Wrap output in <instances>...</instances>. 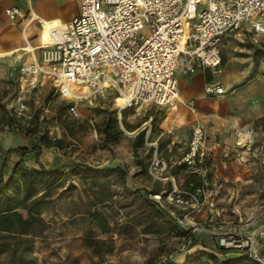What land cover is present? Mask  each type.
<instances>
[{"label": "rangeland", "instance_id": "1", "mask_svg": "<svg viewBox=\"0 0 264 264\" xmlns=\"http://www.w3.org/2000/svg\"><path fill=\"white\" fill-rule=\"evenodd\" d=\"M35 6L45 16L66 17L77 9L74 0H35ZM221 57L222 69L235 77L226 96L235 94L238 87L254 85L258 89L257 103L263 105L264 34L256 36L246 29L229 33L223 38ZM15 86L8 80L0 81V142L5 136L22 137L31 149L14 161L10 155L17 152L7 154L1 142L0 161L6 163L4 177L7 179L17 165L39 170L42 164L46 170L58 172L55 177H42L33 187L40 193L28 203L32 204L35 198H42V203L35 209L40 212V218L31 229L21 233L16 225L14 232H0V264H170L185 259V264L218 262L208 255L187 259L188 254L202 248L199 244L206 248L201 236L207 232L191 233L192 242H187L186 228L171 213L174 206L161 204L157 194L151 193L157 187H166L167 181L163 183L149 174V162L146 170L138 164V160H146V148L134 149L133 136L137 134L125 129L122 112L111 99H65L49 80L43 90L26 96L25 108L20 109ZM233 96L235 99L238 94ZM72 104L77 107V113L69 111ZM158 108L154 105H144L139 110L132 108L136 116L129 120L139 122L146 113H160ZM112 115L125 130L117 143L107 141L101 131ZM258 126L263 133L264 116L253 124L255 132ZM262 138L255 136L252 147L261 146ZM263 161L264 157L258 156L257 162ZM109 168L123 170L125 174L119 177ZM26 188L25 185L12 187L9 200L22 201ZM261 199L251 215L256 221L264 216L260 213L264 209ZM156 201L157 204L153 203ZM19 211L27 216L23 207ZM240 211L238 206L237 214ZM229 219L226 224L215 217L213 230L231 227L248 234L235 213L230 211ZM211 248L208 245L206 249L218 259L223 257Z\"/></svg>", "mask_w": 264, "mask_h": 264}, {"label": "built area", "instance_id": "2", "mask_svg": "<svg viewBox=\"0 0 264 264\" xmlns=\"http://www.w3.org/2000/svg\"><path fill=\"white\" fill-rule=\"evenodd\" d=\"M79 6L80 13L52 30V42L41 45L39 57L21 64L18 74L30 89L41 84L40 78H48L65 99H111L120 112L128 107L139 110L144 105L173 106L180 100L179 75L195 73L199 68L220 73L221 44L226 34L244 26L256 36L264 34V0H79ZM29 7L25 12L13 6L6 13L26 23L41 22ZM204 90L209 96L226 95L223 85L214 80L207 82ZM117 99L123 100L122 106L116 105ZM17 101L24 109L22 95ZM69 111L77 113V107L72 104ZM253 135L251 126L237 130L235 145L224 152V157L243 159L251 150ZM173 144L167 146L169 153ZM185 148L176 162L197 174L201 186L183 188L174 177H166V162L155 153L149 161V174L172 183L163 199L155 195L157 200L174 206L171 213L186 228L187 242H192L191 233L204 231L221 246L245 249L264 264L260 247L264 228L248 234L231 227L213 230L219 202L217 185L205 165L209 155L203 126L193 127ZM170 157L174 159V155ZM237 207H232L235 214ZM203 213L205 220H197Z\"/></svg>", "mask_w": 264, "mask_h": 264}, {"label": "crops", "instance_id": "3", "mask_svg": "<svg viewBox=\"0 0 264 264\" xmlns=\"http://www.w3.org/2000/svg\"><path fill=\"white\" fill-rule=\"evenodd\" d=\"M74 1L77 4L76 11L69 16L62 17L60 15L45 16L40 13L35 6V0H0V81L8 80L10 85H16L15 88L18 92L16 99L20 95L26 98L33 92L43 90L45 82L50 80L40 78L41 84L36 89H30L26 85L27 80L18 74L21 64L31 62L34 58L39 57L40 47L43 45L40 33L44 31L45 27L43 23L41 25L40 21L26 23L18 18L14 19L6 13L7 8L15 6L27 12L31 6L38 16L45 20H61L68 23L80 13L79 0ZM243 29L248 30L247 26H244ZM211 80L223 85L227 94V90L233 86L235 77L232 78V75L224 68L220 74H213L208 69L199 68L195 73L179 75L180 100L176 104L164 108L156 106L160 113H146L139 122H130L129 117L136 116V113L129 112L126 121L131 125L130 132L138 134L142 130L146 131L144 144L146 152L153 148L152 156L157 153L159 158L166 162L165 176L174 177L179 186L182 185L188 173L183 166L176 170V158L186 149L185 143L190 137L193 127L203 126L207 134V154L211 161L210 177L212 182L217 185L219 209L215 213V217L223 219L228 224L230 211L233 213L230 206L238 205L241 207V211L235 215L241 222V228L245 229L247 233H251L264 228V216L258 221L251 217L256 204L262 200L261 198L264 199L262 197L264 161L261 162L262 164L257 162L258 156L260 159L264 157V139L262 138L264 132L260 133V126L256 127L257 134L253 135V143L255 136H260L263 139V144L251 147L250 151L244 153L243 159L225 158L223 154L235 145L237 130L246 125L253 128L256 120L264 116V104L257 103L258 97L255 95L258 89L254 85L238 87L235 94L225 95L226 97L209 96L205 93L204 88L206 83ZM254 80L257 81V79ZM236 94L238 96L235 99L232 98ZM256 132L254 130V133ZM23 141L22 137L5 136L1 139L3 144L0 142V145L2 144L1 146L6 151L12 148L29 147ZM169 141L177 144L174 159H170L171 157L166 151L165 145ZM18 155L12 152L10 158L17 161L20 158ZM136 158L138 159V156ZM2 165L3 160L0 161V180ZM175 170L177 173L174 172ZM163 183L166 182L163 181ZM170 188H172V183L167 180L166 187L162 186V188L157 187L156 189L160 192ZM204 215L205 213L201 214V217ZM252 228L255 229L252 230ZM209 235L206 233L201 237L207 246L212 247L214 242L211 235V238L208 237ZM199 246L203 247L202 244ZM260 247L264 252V241Z\"/></svg>", "mask_w": 264, "mask_h": 264}, {"label": "trees", "instance_id": "4", "mask_svg": "<svg viewBox=\"0 0 264 264\" xmlns=\"http://www.w3.org/2000/svg\"><path fill=\"white\" fill-rule=\"evenodd\" d=\"M132 108L134 107H128L121 111L122 112L121 123L127 130H130L131 128V125L128 124L126 120H127L128 113L133 112ZM112 129H114L113 133L111 132ZM101 131L102 133L105 134L107 141L111 140V141H114V143H117L120 137L124 134L125 130L121 128L118 118L112 115L104 123ZM145 135H146V131L142 130L135 136L133 141H134V149L136 151L140 149L141 147H144ZM55 143H59V142H55ZM171 143L172 142L169 141L165 145L167 152H168L167 146ZM176 145L177 144L174 143L172 152L171 153L168 152L170 156L175 155ZM30 149L31 147L14 148V149H10L9 151H7V154L10 153L11 151H16L17 153H19V155L24 156L27 152H29ZM32 149H35V146H33ZM152 154H153V148H150L149 151L146 153V156H145L146 160H143V161L138 160V164L141 165L142 169L146 170L148 166L147 163L152 157ZM176 165H177L176 170H178V167L181 168L182 166L186 170L185 164L177 162ZM205 165L210 167L211 161L208 160ZM40 166L41 168L39 170L38 169L36 170V169H26L23 167L20 168L19 165H17L14 168L12 174L6 179L3 174V168H4V162H3V165L1 168V180H0V232H14L16 225H18L19 231L21 233H27L31 229L33 223L40 218V212L36 211L35 209L37 206H40V204L42 203V198H35L34 200H32L33 201L32 204L28 203L29 200H31L38 193H40V192H36V190H33L34 189L33 187L35 183L38 182V180L42 179V177H45V179H47L48 177H55L57 176L56 174L58 172L57 169L46 170L42 166V164H40ZM110 169L111 168H109V170ZM113 169L115 168H112L111 170ZM176 170L174 171L175 173H177ZM113 171H116L119 177H122L125 174L123 170H113ZM187 173H188V176L184 179V182L182 183V185H180L181 187L195 189L198 186H201V181L197 174H193L189 172ZM209 176H210V172H209ZM21 185L23 186L25 185V187H27L26 192L23 196V199L22 201L13 203L12 201L9 200L10 190L12 189V187H20ZM169 190H171V188L167 189L166 191H160V192L159 190H155L154 192H151V193L160 194L161 198L163 199L166 195V192ZM153 203L157 204V201ZM20 207H23L26 210L27 216H24L19 211ZM155 211L158 212L159 210H155ZM212 239L214 243L212 244L213 248L211 249L223 255L221 259H218L217 256H215L213 252L210 251V249L207 250L206 248L208 246H205L206 248L202 247L200 250H196L195 252L188 254L187 259L189 258L193 259V258H196L197 256L200 257L202 255H208L218 260L216 264H261L259 261L250 257L247 254V251L245 249L236 248V247H224V246H221L214 237H212ZM262 254L264 255V252H262ZM185 262H187L186 259L181 263H176L172 261L170 262V264H185Z\"/></svg>", "mask_w": 264, "mask_h": 264}, {"label": "bare ground", "instance_id": "5", "mask_svg": "<svg viewBox=\"0 0 264 264\" xmlns=\"http://www.w3.org/2000/svg\"><path fill=\"white\" fill-rule=\"evenodd\" d=\"M39 18H40L41 22L43 23V25L45 27L44 31H42L40 33V37H41V40L43 42L42 44L44 46V45L50 44L52 42V30H55L56 28H61V26H64L66 23L64 21H61V20L48 21V20H45V19L41 18L40 16H39ZM56 34L59 35V33H56ZM122 104H123V100L122 99H117L116 105L117 106H122Z\"/></svg>", "mask_w": 264, "mask_h": 264}]
</instances>
